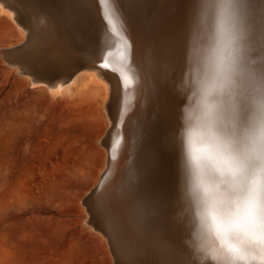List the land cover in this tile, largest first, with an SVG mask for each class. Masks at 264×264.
Returning <instances> with one entry per match:
<instances>
[{
	"label": "bare ground",
	"instance_id": "obj_1",
	"mask_svg": "<svg viewBox=\"0 0 264 264\" xmlns=\"http://www.w3.org/2000/svg\"><path fill=\"white\" fill-rule=\"evenodd\" d=\"M48 2L69 42L81 55L78 65L67 63L70 68H80L65 76L57 71L46 73L29 62L26 51L37 38L30 41L33 34H29L31 25L22 0H0V7L25 29L28 38L27 43L5 50L14 55L20 74L30 77L33 86L46 84L50 91H63L82 72L94 73L106 84L110 94L108 109L111 108V124L105 138L108 159L101 173L105 176L103 183L97 186L100 179L91 190L93 199L111 194L119 203L132 180L147 212L142 229L135 222L132 224L137 233L132 245H121L112 239L119 262L135 260L138 264H152L157 256L166 255L179 264H197L186 243L188 231L178 218L177 140L190 83L202 70L211 39L194 26L198 15L196 0H116L113 16L109 18L105 16V6L98 0ZM57 44L56 47L61 45ZM93 211L96 215L89 222L106 236L100 214L95 208Z\"/></svg>",
	"mask_w": 264,
	"mask_h": 264
},
{
	"label": "rangeland",
	"instance_id": "obj_2",
	"mask_svg": "<svg viewBox=\"0 0 264 264\" xmlns=\"http://www.w3.org/2000/svg\"><path fill=\"white\" fill-rule=\"evenodd\" d=\"M48 1L22 0L30 41L37 38L26 58L71 76L80 66L63 68L59 53L71 50L76 65L81 55ZM17 23L0 7V264H115L106 236L89 222L96 213L88 197L108 159L106 84L82 72L63 91L33 86L6 52L28 41ZM38 43L44 54L33 55Z\"/></svg>",
	"mask_w": 264,
	"mask_h": 264
},
{
	"label": "clouds",
	"instance_id": "obj_3",
	"mask_svg": "<svg viewBox=\"0 0 264 264\" xmlns=\"http://www.w3.org/2000/svg\"><path fill=\"white\" fill-rule=\"evenodd\" d=\"M218 14L231 11L222 3ZM242 32L222 53L206 55L182 109L179 148V220L197 264H264V83L254 81L235 118L217 129L223 137L225 175L210 147L209 105L219 73L238 70Z\"/></svg>",
	"mask_w": 264,
	"mask_h": 264
},
{
	"label": "snow or ice",
	"instance_id": "obj_4",
	"mask_svg": "<svg viewBox=\"0 0 264 264\" xmlns=\"http://www.w3.org/2000/svg\"><path fill=\"white\" fill-rule=\"evenodd\" d=\"M98 2L105 6L106 18L112 17L116 0H98ZM222 3L229 4L231 11L218 14L215 6ZM196 8L198 15L193 22L195 28L200 33L211 36L206 55L219 57L226 41L233 39L238 32L243 34L238 70L230 74L217 75L209 105L214 140V144L210 147L216 150L217 170L223 176L226 163L223 156L225 142L217 129L227 126L235 118L239 104L254 81L264 83V0H196ZM68 15L71 17V9L68 10ZM32 54L42 55L44 50L38 44ZM71 58V50L63 51L59 54L57 63L66 69L70 67L67 61ZM93 195H89L88 199L100 214L106 234L110 233L111 238L118 244L132 245L137 239V233L132 228L133 222L142 229L147 219V212L137 195L135 183L130 180L119 203L113 200L111 194H104L97 199H93ZM125 264H138V262L128 260ZM152 264H179V262L166 255H160Z\"/></svg>",
	"mask_w": 264,
	"mask_h": 264
},
{
	"label": "water",
	"instance_id": "obj_5",
	"mask_svg": "<svg viewBox=\"0 0 264 264\" xmlns=\"http://www.w3.org/2000/svg\"><path fill=\"white\" fill-rule=\"evenodd\" d=\"M119 120H120V118L119 117H117L116 118V121L117 122H119ZM124 123V122H123ZM117 127V125H115V127L114 128H116ZM109 164H110V162H109ZM108 164V165H109ZM107 170V169H106ZM107 173V172H106ZM104 175H106V174H104ZM104 177L105 176H102V178H101V180H100V182H99V184L97 185V186H99V185H101L102 183H103V181H104ZM94 190V189H93ZM93 190H92V192H93ZM91 195H92V193H91ZM94 212V211H93ZM104 228V233H105V235H106V237H107V239H108V243H109V246H110V249H111V252H112V254H113V256H114V258L117 260V262H116V264H121L120 262H119V260H118V256H117V254H116V245H115V243L113 242V240H112V238H111V235L110 234H106V231H105V226L103 227Z\"/></svg>",
	"mask_w": 264,
	"mask_h": 264
}]
</instances>
